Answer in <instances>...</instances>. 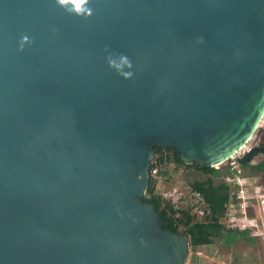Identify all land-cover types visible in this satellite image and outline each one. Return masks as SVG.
<instances>
[{
  "label": "water",
  "instance_id": "obj_1",
  "mask_svg": "<svg viewBox=\"0 0 264 264\" xmlns=\"http://www.w3.org/2000/svg\"><path fill=\"white\" fill-rule=\"evenodd\" d=\"M89 7L0 0V264H186L188 234L144 200L153 146L216 166L247 145L264 0ZM120 54L131 79L108 64Z\"/></svg>",
  "mask_w": 264,
  "mask_h": 264
},
{
  "label": "rangeland",
  "instance_id": "obj_2",
  "mask_svg": "<svg viewBox=\"0 0 264 264\" xmlns=\"http://www.w3.org/2000/svg\"><path fill=\"white\" fill-rule=\"evenodd\" d=\"M264 142V118L247 145L238 151L233 157L220 164V174L213 176L216 183L226 181L230 185V199L227 203L226 213L222 218L225 226L224 233L228 229H241L239 225L229 221L232 215L229 210L231 205L235 216L245 215L248 226L245 235L236 234L230 240L225 234L214 236L210 244L192 248L186 264H264V171L258 172L250 167L239 164V158L248 150ZM154 157V156H153ZM264 160V152H259L252 164ZM191 164V163H189ZM187 164H178L174 161L162 163L153 170L154 190L160 194L165 202L174 207L190 210L195 219H207L209 211L207 204L202 200L193 188V183L205 180L208 174L203 173L196 167ZM239 168L241 171H239ZM236 175H233L232 171ZM232 176L241 179V183L229 181ZM230 177V178H229ZM244 189L242 196L236 191ZM233 224V225H232ZM184 227H180L183 232ZM251 236V238H249Z\"/></svg>",
  "mask_w": 264,
  "mask_h": 264
},
{
  "label": "trees",
  "instance_id": "obj_3",
  "mask_svg": "<svg viewBox=\"0 0 264 264\" xmlns=\"http://www.w3.org/2000/svg\"><path fill=\"white\" fill-rule=\"evenodd\" d=\"M259 152H264V142L254 146L250 153L240 158V161L243 164H248L252 157ZM153 153L154 157L152 158L150 168V183L144 195V200L153 203L155 208L160 212L163 219V227L180 231V227L183 226V232L188 234L193 249L200 245L210 244L214 236L223 235L225 226L222 222V218L226 213L227 203L231 193L228 182L220 181L216 183L214 181L212 175L217 176L220 174L218 168L204 162L189 164L201 170L203 173L210 175L205 180H198L193 183L195 192L199 194L202 200L207 204L209 211L207 219H195V216L190 210L174 207L172 204L165 202L163 197L154 190V169L167 161H174L178 164L187 163L181 159L179 152L173 147L165 149L161 145H155L153 146ZM251 168L258 172L264 171V160L252 165ZM246 233V230L230 228L228 232L224 234L230 238V240H233L236 234L245 235ZM249 238H251V236Z\"/></svg>",
  "mask_w": 264,
  "mask_h": 264
},
{
  "label": "clouds",
  "instance_id": "obj_4",
  "mask_svg": "<svg viewBox=\"0 0 264 264\" xmlns=\"http://www.w3.org/2000/svg\"><path fill=\"white\" fill-rule=\"evenodd\" d=\"M90 0H56V3L66 9L69 13H73L77 16L90 17L93 14V10L89 7ZM26 43H31L28 36H22L20 41V48L23 49ZM108 64L111 68H114L125 79H131L134 72L132 61L127 55L120 54L117 57L112 55L108 56ZM128 69V70H125Z\"/></svg>",
  "mask_w": 264,
  "mask_h": 264
},
{
  "label": "built area",
  "instance_id": "obj_5",
  "mask_svg": "<svg viewBox=\"0 0 264 264\" xmlns=\"http://www.w3.org/2000/svg\"><path fill=\"white\" fill-rule=\"evenodd\" d=\"M245 147V146H244ZM243 147V148H244ZM254 147V146H253ZM253 147H251L249 150H248V152H246L245 154H247V153H250L251 152V150L253 149ZM244 154V155H245ZM243 155V156H244ZM243 156H241V157H243ZM255 156L256 155H254L253 157H252V159L249 161V163L248 164H243L241 161H240V158H239V164H241V165H244V166H247V165H250V167L252 166V165H254V164H252L253 162H254V158H255ZM224 163V162H223ZM222 164V163H221ZM217 167H219L220 166V164H218V165H216ZM239 171H241V169L239 168ZM232 173H233V175H236V173H234V170L232 171ZM230 178V177H229ZM229 181H234V182H237V183H241V179L240 178H236V177H234V176H232V178L229 180ZM243 191H244V189H242L241 188V190H239V193H238V191H236V189H235V193L237 192V194L239 195V196H242L243 194H240V193H243ZM262 202L264 203V199L262 200ZM234 206V204H232L231 205V207H230V211H231V216L229 217V221H231V222H233V224H235V225H239V227L241 228V229H243L244 227H247L248 226V219L246 218V216L245 215H242V216H235L234 214H233V211L235 210V208L232 210V207ZM232 224V225H233Z\"/></svg>",
  "mask_w": 264,
  "mask_h": 264
},
{
  "label": "bare ground",
  "instance_id": "obj_6",
  "mask_svg": "<svg viewBox=\"0 0 264 264\" xmlns=\"http://www.w3.org/2000/svg\"><path fill=\"white\" fill-rule=\"evenodd\" d=\"M225 162V161H224Z\"/></svg>",
  "mask_w": 264,
  "mask_h": 264
}]
</instances>
